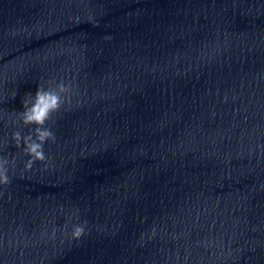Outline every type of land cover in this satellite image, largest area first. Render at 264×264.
<instances>
[{
    "label": "clouds",
    "instance_id": "obj_1",
    "mask_svg": "<svg viewBox=\"0 0 264 264\" xmlns=\"http://www.w3.org/2000/svg\"><path fill=\"white\" fill-rule=\"evenodd\" d=\"M70 91V86L63 82L57 83L55 88H45L38 85L35 94H27L23 99V111L19 114L24 125H34V131L24 137L20 133H15L13 139L16 146L20 147L23 139L24 152L30 157L26 164V169H30L35 161L46 159L43 146L46 141L54 140L51 130L46 127V123L52 118V114L60 110L65 103V95ZM7 160L0 159V184H8ZM84 228L76 226L72 235L79 238L83 235Z\"/></svg>",
    "mask_w": 264,
    "mask_h": 264
}]
</instances>
